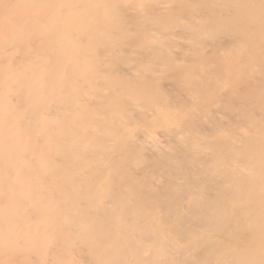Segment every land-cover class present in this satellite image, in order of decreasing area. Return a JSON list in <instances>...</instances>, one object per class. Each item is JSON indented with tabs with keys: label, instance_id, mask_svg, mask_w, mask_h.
<instances>
[{
	"label": "bare ground",
	"instance_id": "bare-ground-1",
	"mask_svg": "<svg viewBox=\"0 0 264 264\" xmlns=\"http://www.w3.org/2000/svg\"><path fill=\"white\" fill-rule=\"evenodd\" d=\"M0 264H264V0H0Z\"/></svg>",
	"mask_w": 264,
	"mask_h": 264
}]
</instances>
